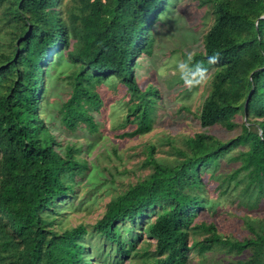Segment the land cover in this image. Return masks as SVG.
<instances>
[{
    "label": "trees",
    "instance_id": "16d2710c",
    "mask_svg": "<svg viewBox=\"0 0 264 264\" xmlns=\"http://www.w3.org/2000/svg\"><path fill=\"white\" fill-rule=\"evenodd\" d=\"M207 3L215 20L182 81L209 73L201 127L232 131L241 114L240 135L187 137L184 148H174V163L155 159L153 147L146 160L152 172L111 198L92 235L84 223L56 230L81 180L89 179L95 191L109 183L83 157L94 143L75 139L80 130L87 139L98 132L96 113L104 102L97 88L112 81L127 89L125 121L136 126L123 136L152 130L145 110L159 93L139 86L136 58L153 53L171 0H0V25L12 29L0 53V264H94L88 254L97 239L104 245L99 264H137L139 258L189 264L192 254L207 261L215 249L233 256L222 264H264V219H245V239L219 234L214 222H196L200 213H218L209 195L213 183L225 193L242 170L240 206L253 210L264 198V0H202L201 6ZM214 56L219 59L212 63ZM228 158L241 167L224 176ZM198 231L206 236L191 242ZM142 234L155 241L153 249L150 241L139 246Z\"/></svg>",
    "mask_w": 264,
    "mask_h": 264
},
{
    "label": "rangeland",
    "instance_id": "374dc122",
    "mask_svg": "<svg viewBox=\"0 0 264 264\" xmlns=\"http://www.w3.org/2000/svg\"><path fill=\"white\" fill-rule=\"evenodd\" d=\"M69 1L71 0H65V3ZM201 1L171 0L168 6L169 13L161 16L163 26L158 30L153 53L142 54L136 58V65L139 66L135 74L139 86L142 90H147L149 87L157 89L159 93V96L152 98L153 105L145 110V114L149 116L147 123L153 125L149 133L134 137L123 136L136 128L135 125L125 121L129 106L127 89L117 81L98 86L97 91L104 102L96 113L98 132L87 139L86 132L80 130L75 141L81 144H86L88 141L94 143L90 154L86 150L83 157L90 163L93 170L98 169L99 172H103L109 179V183L95 191L89 179L79 178L82 183L78 195L73 200H68L64 206L65 210L60 217H57L64 220V226L56 230L64 231L84 223L90 226L89 230L93 235L91 226L103 216L111 198L127 191L129 187L142 181L152 172L151 166H146V160L153 147L155 159L174 163L179 158L174 148H184V140L187 137L208 131L222 141H228L240 135L241 125L246 122V118L241 114L236 117L238 127L232 131L222 126L209 129L201 127L198 114L209 92L211 83L209 73L194 76L192 81H182L183 74L191 67L190 59L204 51V36L215 20L210 3L201 6ZM4 12V8H1L0 17ZM11 31L9 26L0 25V53L6 51ZM62 96L63 99H67L68 95ZM250 116L253 117L252 114ZM42 117L48 120L46 114ZM53 133L60 135L55 130ZM67 139L69 138L63 134L59 137L62 143H66ZM230 156H238V150L233 151ZM240 167V161L224 159L221 173L228 176ZM245 174L246 170H242L237 178L227 183L229 188L225 193L220 192L218 185L213 183L209 195L218 203V213L213 214L207 211L200 213L196 222L208 224L214 222L221 235L239 239L249 237L250 232L245 219L248 217L264 219V198L259 207L253 210L240 206L241 203L238 202L237 197L244 184L240 182L239 185L238 181H241ZM78 208L81 209L78 210ZM142 235V239L138 241L139 246L141 247L144 241H150L153 243L151 245L153 249L155 241L147 239L145 234ZM205 236L206 234L201 231L191 232L190 241L202 240ZM87 239L90 238L87 237L86 241ZM95 243L88 258L92 259L94 264H99L104 245L100 239H97ZM230 258L233 256L226 255L224 250L215 249L209 254L207 261H202L201 257L192 254L189 264H222ZM138 260L137 264H142V260L140 258Z\"/></svg>",
    "mask_w": 264,
    "mask_h": 264
},
{
    "label": "clouds",
    "instance_id": "9594fccd",
    "mask_svg": "<svg viewBox=\"0 0 264 264\" xmlns=\"http://www.w3.org/2000/svg\"><path fill=\"white\" fill-rule=\"evenodd\" d=\"M218 59H219L218 56H214V57L211 58V62L215 63V62H217Z\"/></svg>",
    "mask_w": 264,
    "mask_h": 264
}]
</instances>
